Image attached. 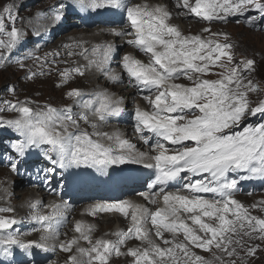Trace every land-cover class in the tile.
<instances>
[{
    "label": "snow or ice",
    "instance_id": "6c2138e0",
    "mask_svg": "<svg viewBox=\"0 0 264 264\" xmlns=\"http://www.w3.org/2000/svg\"><path fill=\"white\" fill-rule=\"evenodd\" d=\"M78 2L82 8L92 11L122 8L126 27L110 31L117 36L133 37L126 43L148 56V61L144 62L126 54L121 65L128 83L141 93H148L143 99L150 110L137 106L132 115L135 130L145 143H152L155 154L136 150L135 145L119 133L109 135L98 130L100 122L120 117L126 111L121 106L122 101L114 99L107 91L87 94L79 88L69 90L67 96L86 110L81 113L74 112L71 106L56 107L50 103L33 107L36 102L27 98L5 101L0 112L10 110L16 116L12 119L0 116V126L19 134L12 148L20 157L46 146L44 155L52 167L41 171L49 183L57 166L60 170L94 168L104 175L116 165L139 164L155 169L154 178L147 185L148 191L142 195L150 204L162 203V206L153 211L129 200L98 203L91 207L93 215L97 211L119 212L130 219V226L116 233V240H93V227L77 221L75 231L79 236L49 243L61 234L60 227L69 205L53 202L47 205L50 211L44 213L39 210L42 205L37 201L29 207L33 210L31 220L41 225L39 238H22L14 230L19 221L13 216L0 215V252L12 257L14 246L23 250V264H39L37 249L54 253L57 248L69 254L64 264H109L113 255H130L132 264H212L193 248L209 252L214 248L222 254L215 259L224 264V256H238L237 247H245L243 236L257 233V238L264 240V218L251 215L248 208L234 198L241 181L264 179V101L252 106L250 93L258 91L259 85L247 79L255 61L247 59L234 64L235 45L226 33H211L205 28L203 32L211 33L207 37L185 35L178 25L170 23L172 13L164 5L125 4L124 0ZM175 2L186 14L208 22L227 21L230 16L256 11L259 17L248 15L247 23L255 26L258 18L264 23L262 0ZM60 8L64 5L60 4ZM14 10V4L0 10V60L10 56L25 39L23 30L16 26L18 15ZM61 18L57 12L54 19ZM89 51L94 58L88 59L84 69L76 67L61 73L65 82L71 79L73 72L83 76L88 67L104 73L111 81L123 82L124 76L110 67L115 51L112 44L96 45L91 50L85 48L81 54L87 59ZM20 67H24L23 63ZM216 68L220 71L214 72ZM208 75L218 78H205ZM181 78L189 83H178ZM86 95L90 98L84 99ZM250 117L260 119L250 123ZM81 120L90 123L95 131L82 129ZM94 136L112 143L105 144ZM11 167L16 170L17 164L12 163ZM172 182L181 183V187L167 191ZM206 194H211V198ZM13 211L11 207L0 208V213ZM148 223L152 230L145 228ZM151 231L170 246L161 247L152 240ZM165 232L172 233L173 238L165 239ZM177 234H183L182 242L176 241ZM133 238L146 241L147 246L121 252ZM80 240L88 246H80ZM259 248L260 245L247 246L246 255L254 256ZM228 264L235 261L229 260Z\"/></svg>",
    "mask_w": 264,
    "mask_h": 264
},
{
    "label": "bare ground",
    "instance_id": "6f19581e",
    "mask_svg": "<svg viewBox=\"0 0 264 264\" xmlns=\"http://www.w3.org/2000/svg\"><path fill=\"white\" fill-rule=\"evenodd\" d=\"M23 1V3H18V5H20V11L18 12H21L29 22V24L25 26L26 30L24 32L32 28L35 31V34L32 39L30 37L26 41H24L21 48L17 46V48L13 50L12 54L5 60H0V71L7 70L10 59H13L14 62L19 61V63H23V68L18 67L21 71L19 77H23L24 75V78L27 80L26 83L32 82L38 77L52 76V74L56 73L57 71H59V74L61 75V73L65 69H74L76 67L82 68L84 62L86 61L85 55L81 54L83 49L87 48L90 50L92 44L98 40L107 41V44H112L113 48L115 49L112 54V62L110 64V67L115 72L121 73L124 76V80L122 83L111 81L104 73L100 72L94 67H88L85 70V74L83 76L77 75L75 72H73L71 79H69L67 82H65L63 79L64 82L60 86L69 87L73 85V87L79 88L87 94L107 91L114 99L121 100V106L125 108L126 111L122 113L120 117H110L106 122H100L98 130L108 133L109 135L119 133L122 138H128V141L131 144L135 145L136 150L150 153V151L144 148V138L135 130V121L132 115L134 113V109L137 106L141 108H150V106L146 100V106L138 104H136L135 106H127L131 104L136 98H139L140 95L141 98H143L145 95H148V93H141L133 85L128 83L126 73H123L121 65L122 57L126 54H131L144 62L148 61V56L145 53L139 51L133 45H129L126 43L128 39H132L133 37L117 36L115 35V33L110 31L113 28H124L122 25L127 24L126 16L122 15L123 9H99L96 11H92L87 8H82L79 5L78 0H53L51 2L49 0H38L39 3L34 6H32L31 1ZM124 3H148L149 5H164L172 13L171 18L173 20L171 19L170 23L174 25H177L174 20L186 23L189 28L193 27V24H188L187 21L189 20L200 26H203L205 23H209L208 21L197 18L192 14H186V10L178 8L176 6L175 0H124ZM60 4H63L64 8H60ZM26 6H31L29 11L23 10ZM18 12L16 13L18 15L16 24L19 27H23V24H21V21H19L20 16ZM42 12H47V14L43 15ZM57 12H59L62 17L59 21H56L54 19ZM252 12L253 11H251L249 15H251ZM216 22L218 21H212V23ZM255 27L259 28L257 23L255 24ZM74 29H76L77 32L73 34L72 30ZM180 30L185 35H187L186 31L182 30L181 28ZM192 34L196 35V33ZM236 48H238V45H236ZM117 67H119V69H117ZM33 72L37 73V75L32 76L31 73ZM98 76L101 77V83L99 82V79H97ZM91 78L94 79L96 83H100V85H91L88 88L80 87L85 86L86 81L92 80ZM79 79L80 81L83 80L82 83L75 84ZM177 82L180 83V80ZM5 83H3L2 85L3 87L5 86ZM76 85H78L79 87H77ZM15 86L22 87L20 82H15ZM115 93H118V95L115 96ZM125 94L128 95L127 100H124ZM0 95L5 98V101H23L26 98L28 100L34 101V99L30 95L23 94L22 91L14 92L13 88L11 91L9 90L4 94L2 93V88H0ZM88 98H90L88 95L84 96V99ZM45 103L50 102H43V105ZM50 104L56 107H65L62 103L58 105L53 103ZM68 106H71L73 108V111L77 113L86 111L80 109V107L74 104L73 101ZM10 112L12 111L8 110L3 113ZM89 115L91 116V113H89ZM12 118H15V115L6 117V119ZM112 120L118 121L117 123L119 125L124 126L122 128L120 127V129L114 126H108L109 122ZM80 127L90 133L95 131L91 127V125L89 126L88 123L84 122L83 120L80 121ZM72 131L75 132L76 129H72ZM94 139H100L105 144L112 143L104 137L94 136ZM45 147L46 146H42L41 149H38L40 155L44 154ZM44 161H46V159ZM44 161L42 159H39L37 161L41 163L40 169L38 170H24L21 168H17L16 170H14L11 167L12 163H14L13 158L6 163L0 164V186L3 185L4 181H6L3 189H0V208L11 207L12 209H14L13 212L0 213V215L13 216L19 221V223L14 226V230L20 233L22 238L37 239L41 234V225L31 220L30 218L33 210L29 207V205L31 203L39 201L42 205L39 210L44 213L49 212L50 209L47 208L48 204L53 202H63L61 190L64 186L67 187L66 194H69L71 196L70 203H66L67 205H69V208L65 213L66 219L60 227L61 234L55 241L50 240L49 243H57V240L66 239L68 235H71L72 238L79 236L80 234L75 231V224L77 221H81L85 225H91L93 227V240L98 239L97 233L103 230V226L97 223L102 222L103 224L102 220H106V223L108 225V227L105 228L107 231V237L105 238L102 236L99 239L103 238L107 240H116V233L122 230H127V228L130 226V219L125 218L121 213L97 211L95 215H93L91 213V207L96 204L93 203V201L95 197L98 196L107 197L110 195H114L119 197L128 193V196L124 200L132 201L135 204L136 201H142V196L135 192L136 186L139 184V182H137V184H134L133 187L121 188L118 193H113L111 191L110 184L116 182L118 178L116 180H113L112 178L110 179L107 175L101 174L94 168H86L81 166L80 168H68L67 170H60L57 166V172L52 174V184L50 183L47 186V184L44 183L45 173L41 171V169L50 168L52 167V165L50 164V167H47L43 164ZM136 165L137 164H134V166ZM1 168L7 170V175L10 173V179L4 178L5 173L3 170H1ZM121 169H123V171H121ZM108 171L113 172L112 177L116 176V174L118 173H121L120 176H123V173L131 172L135 173L136 175L138 172L137 169L133 168V164L112 166L107 170V173ZM69 173H71L72 175L70 176ZM20 178L25 179L23 181L24 183L20 180ZM82 180L85 181L84 186L80 184ZM8 181H16V184H20L22 188H18L19 190H16L15 187L8 184ZM95 188H98L99 190L95 192ZM17 191H24V195H20V197H18V202H16L15 200V202L17 203L16 206L15 204L10 205L9 199L6 198L7 196L10 197L11 195L15 194L14 197L16 196L17 199V194L19 193ZM7 192L9 193L7 194ZM145 228L147 230H152V225L146 224ZM153 235L154 231H151L150 238L155 241L156 236L153 237ZM253 235L254 233L251 237H253ZM239 238L240 237H237V239ZM242 241L245 247H237V252L239 253V255L233 257L242 259L248 264H250L249 260H259L258 252H256L254 256L246 255V247L252 246V240L249 238V236H243ZM155 242L160 244L161 247L170 246L163 244L161 240ZM80 246L87 247L88 244L87 242L80 240ZM145 246H147L146 241L142 242L139 239L133 238L126 242V244L121 248V252H127V249L129 248ZM15 249H17L19 253L22 254L23 250L18 249L14 246L13 250ZM36 251L40 253L38 256H36V260L39 262V264H62V259H58V257L62 255L65 257V259L68 258V256L65 255V253L59 248H57L54 253L40 252L39 249H37ZM73 253H75V246H73ZM115 256L116 255H113L110 258L109 264H132V262L127 259H124L121 263H117L114 259ZM120 256L129 257L130 255ZM231 258L224 256L223 260L229 261ZM12 262L13 259H11L9 256H5L2 252H0V264H12ZM16 264H23V260H19V262L17 261Z\"/></svg>",
    "mask_w": 264,
    "mask_h": 264
},
{
    "label": "rangeland",
    "instance_id": "374dc122",
    "mask_svg": "<svg viewBox=\"0 0 264 264\" xmlns=\"http://www.w3.org/2000/svg\"><path fill=\"white\" fill-rule=\"evenodd\" d=\"M20 1V2H19ZM32 2V6L38 4V0H28ZM50 2L53 0H49ZM23 0H0V10L3 9V7L7 6L8 4L12 3L15 6V14L20 11V5H18V3H23ZM262 2H264V0H262ZM5 3V4H4ZM31 4V3H30ZM2 7V8H1ZM31 6H26L24 7V11H29ZM170 11V10H169ZM31 12V10H30ZM19 13V21H21V24H23V27H20L23 32L26 30V27L29 22L27 21V19L25 18V16L21 13ZM43 15H46L47 12H42ZM249 15V13H246L245 15H233L230 16V18L227 21H218L216 23H212L209 22L208 24L205 23L203 26H200L198 24H195L193 22H191L190 20L187 21L188 24H193L192 28H189L188 25L186 23L183 22H179L174 20V22L179 26V28H181L182 30L187 32L188 34H192V33H196V34H201L205 37L209 36L211 33H226L228 35V37L230 38V41L235 45L233 52H234V56L235 59L233 61L234 64H239L242 60H247V59H252L255 61L254 64V70L251 71L250 73L247 74V79L253 80L254 82H256L259 85V90L256 92H252L250 93V100L252 102V106L255 107L260 101H264V23H262L260 21V19L258 18L256 23L258 24L259 28L252 26L250 24L247 23V16ZM251 15L254 16H258L259 14L256 11H253L251 13ZM172 19V18H171ZM173 20V19H172ZM7 22V21H6ZM17 26V24H16ZM19 27V26H17ZM199 27V28H198ZM205 28H209L211 30V33H206L203 32V29ZM35 31L30 28L28 31L24 32L25 33V39L22 40L19 44L18 47L21 48L22 43L24 41H26L28 38L31 37V39L34 36ZM73 34L75 32H77L76 29L72 30ZM222 39V37H221ZM107 41H96L95 43L92 44V46L90 47V50L96 46V45H104L107 44ZM21 44V45H20ZM236 45H238V48H236ZM87 59L84 62L82 69L85 68V66L88 64V59H92V54L89 51V53L87 54ZM17 67V68H16ZM20 67V63L18 62H14L13 59H10L9 64H8V68L5 71H0V88H2V93H7L9 90L11 91L12 88L14 89V92H19L22 91L23 94H27L30 95L34 101L36 102V104H33V107H36L38 105H43V102H50L53 104H63V106H68L71 104V102L73 101V98L68 97L67 96V92L73 88V85L69 86V87H64V86H60L63 84V78L62 76L59 74V71H57L56 73L52 74V76H43V77H38L36 79H34L32 82H28L26 83V79L23 77H19V74L21 73L20 69L18 68ZM242 67V65H241ZM117 69H119V67H117ZM214 72H218L220 71V69L216 68L213 69ZM100 76L97 77V79H99V82L101 83V77ZM59 78V79H58ZM206 78L208 79H216L218 78L215 75H208L206 76ZM92 79V78H91ZM83 81V80H82ZM82 81H80V79L78 80L77 83H82ZM6 82V83H5ZM15 82H20L22 87H16L15 86ZM3 83H5V86L3 87ZM100 83H96L94 81V79L92 80H88L85 83V86H80L83 88H88L91 85H100ZM180 83H189L186 79L181 78L180 79ZM87 84V85H86ZM77 87H79L78 85H76ZM9 89V90H8ZM115 96L118 95V93L114 94ZM124 100H127L128 95H124ZM4 102H5V98L2 97V95H0V108L4 107ZM145 100L143 98H141V95L139 98H136L131 104L127 105V106H135L136 104L138 105H145ZM38 104V105H37ZM144 108V107H142ZM81 109V108H80ZM150 110V108H145ZM10 115H15L16 113L14 112H10V113H3L0 112V116H4L5 118L10 116ZM258 121V119H255L254 117H250L249 121L250 123H256ZM118 121H110L108 126H114L120 129V127L122 128L124 125H119L117 123ZM88 125L90 126V123H88ZM70 131H72V129H70ZM19 134L16 133L13 129L7 127V126H0V164L6 163L9 160H11L12 158L14 159V163L17 164V168H21V169H25V170H38L40 169L41 163L37 162L39 159H42L43 161L46 159L44 154H39L37 152L38 149H33L31 152H29V154L26 157H20L14 150V148H12V144L15 143V141L18 139ZM128 140V138H127ZM37 150V151H36ZM43 164L47 167H50V163L49 161L46 159V161L43 162ZM1 170L4 171L5 176L4 178H9L10 179V173L7 175L6 173V169H2ZM20 180L23 182L25 179L24 178H20ZM46 180V179H45ZM24 183V182H23ZM6 184V181L3 182V185L0 186V189H3V186ZM8 184L15 187L16 190H19L22 188V186L20 184H16V181H8ZM19 188V189H18ZM17 194V199L16 196L14 197V195H11L10 197L7 196L6 199H9V204L10 205H14L16 206V202H18V197H20V195H24L23 192L21 193L20 191ZM39 192V191H36ZM9 192H7L8 194ZM11 199V201H10ZM16 200V202H15ZM253 205H256V207H253ZM249 212L251 213V215L253 216H257L259 218H264V204H261L260 206L258 204H252ZM106 218V217H104ZM102 222H97L99 225L103 226L102 227V231L97 233V238L99 239L100 237H107L106 233V229L108 227L106 220H102ZM113 226V225H112ZM111 226V228H112ZM105 230V232H104ZM103 232V233H102ZM257 233H254L253 237H249L252 240V245H260V248L257 250V252L259 253V260H249L250 264H264V240L258 239L257 238ZM247 236V235H245ZM248 237V236H247ZM70 239V236H68V240ZM68 240H59L60 242L62 241H68ZM155 240H159L156 239ZM65 255H69L68 253H65ZM198 255L206 257L208 256V258H210L212 264H220V261H218L217 259H215L216 256H221L222 254L220 252H218L217 250H214L212 252L209 253H205L203 251H201ZM58 259H62V262L64 263L65 257L64 256H60L58 257ZM114 259L116 260L117 263H121L124 259L129 260L130 262H132V257L131 256H115ZM209 260V259H207ZM230 260H234L235 264H248L246 262H244L242 259H239L237 257H233ZM224 264H228V261H224Z\"/></svg>",
    "mask_w": 264,
    "mask_h": 264
},
{
    "label": "clouds",
    "instance_id": "9594fccd",
    "mask_svg": "<svg viewBox=\"0 0 264 264\" xmlns=\"http://www.w3.org/2000/svg\"><path fill=\"white\" fill-rule=\"evenodd\" d=\"M258 196L262 197L263 194H255L252 193L251 195L246 192H240L236 195V197L244 204L252 205L257 203ZM259 204V203H258Z\"/></svg>",
    "mask_w": 264,
    "mask_h": 264
}]
</instances>
